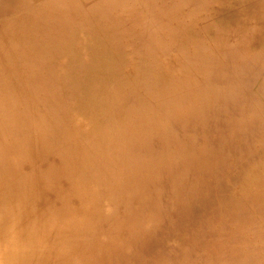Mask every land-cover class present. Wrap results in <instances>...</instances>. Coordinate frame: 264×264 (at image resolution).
Wrapping results in <instances>:
<instances>
[{
    "label": "bare ground",
    "instance_id": "1",
    "mask_svg": "<svg viewBox=\"0 0 264 264\" xmlns=\"http://www.w3.org/2000/svg\"><path fill=\"white\" fill-rule=\"evenodd\" d=\"M0 264H264V0H0Z\"/></svg>",
    "mask_w": 264,
    "mask_h": 264
}]
</instances>
